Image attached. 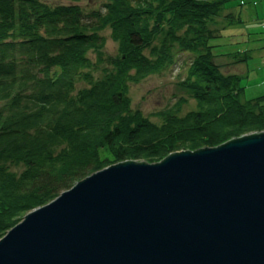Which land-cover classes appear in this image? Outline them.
Wrapping results in <instances>:
<instances>
[{
    "label": "trees",
    "instance_id": "trees-1",
    "mask_svg": "<svg viewBox=\"0 0 264 264\" xmlns=\"http://www.w3.org/2000/svg\"><path fill=\"white\" fill-rule=\"evenodd\" d=\"M67 1L0 0V238L114 163H157L264 132V95L243 100L242 77L215 62L230 0H101L89 13L83 0ZM226 18L231 25L234 12ZM105 30L116 55H106ZM181 52L193 55L180 86L197 108L183 114L181 98L154 113L159 125L133 109L130 85Z\"/></svg>",
    "mask_w": 264,
    "mask_h": 264
},
{
    "label": "water",
    "instance_id": "water-1",
    "mask_svg": "<svg viewBox=\"0 0 264 264\" xmlns=\"http://www.w3.org/2000/svg\"><path fill=\"white\" fill-rule=\"evenodd\" d=\"M0 264H264V132L98 171L13 227Z\"/></svg>",
    "mask_w": 264,
    "mask_h": 264
},
{
    "label": "rangeland",
    "instance_id": "rangeland-1",
    "mask_svg": "<svg viewBox=\"0 0 264 264\" xmlns=\"http://www.w3.org/2000/svg\"><path fill=\"white\" fill-rule=\"evenodd\" d=\"M44 1L52 6L70 4L67 0ZM256 2L257 5H254L253 1L244 4L241 3V0H230L227 3L228 9L220 13L218 20V30H220L222 36L214 41L216 45L214 49L215 62L220 66L221 71L226 75L232 74L242 77V85L245 86L243 100L264 95V0H256ZM79 4L88 13L92 10L103 9L101 0H83ZM232 12H234L236 20L234 19L235 23L232 22L230 25L227 21L229 18H226V16ZM238 17L242 19V22L237 23ZM102 34L107 40L106 55H116L118 46L111 38L110 30H105ZM245 53L247 60H241L246 58ZM90 57L95 60V54L91 53ZM192 58L191 53L181 52L177 56L176 63L168 70L161 74L149 76L140 83L131 84L130 96L133 109L141 110L159 125L162 121L160 118L155 117L154 113L175 105L181 98L188 101L183 106V114L195 110L197 102L180 86V82L187 76ZM101 72L102 68L94 71V77L96 79L100 78L102 76ZM86 85L84 81H80L77 84V89ZM134 161L141 162L142 160ZM115 164L117 163L112 165ZM16 170L20 171L21 169ZM10 230L4 233L0 241Z\"/></svg>",
    "mask_w": 264,
    "mask_h": 264
},
{
    "label": "crops",
    "instance_id": "crops-1",
    "mask_svg": "<svg viewBox=\"0 0 264 264\" xmlns=\"http://www.w3.org/2000/svg\"><path fill=\"white\" fill-rule=\"evenodd\" d=\"M251 1H253L254 5H257L256 0H241V2H243L244 4L249 3V2H251ZM255 12H256V10H255ZM256 14H257V12H256ZM257 15H258V14H257ZM258 18H259V17H258Z\"/></svg>",
    "mask_w": 264,
    "mask_h": 264
}]
</instances>
